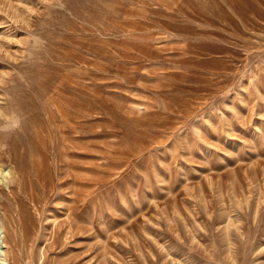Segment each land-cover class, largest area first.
<instances>
[{
	"label": "rangeland",
	"instance_id": "1",
	"mask_svg": "<svg viewBox=\"0 0 264 264\" xmlns=\"http://www.w3.org/2000/svg\"><path fill=\"white\" fill-rule=\"evenodd\" d=\"M0 264H264V0H0Z\"/></svg>",
	"mask_w": 264,
	"mask_h": 264
},
{
	"label": "bare ground",
	"instance_id": "2",
	"mask_svg": "<svg viewBox=\"0 0 264 264\" xmlns=\"http://www.w3.org/2000/svg\"><path fill=\"white\" fill-rule=\"evenodd\" d=\"M3 172H1L0 176L2 175Z\"/></svg>",
	"mask_w": 264,
	"mask_h": 264
}]
</instances>
